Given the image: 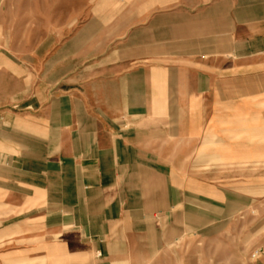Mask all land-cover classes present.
<instances>
[{"label": "crops", "instance_id": "obj_1", "mask_svg": "<svg viewBox=\"0 0 264 264\" xmlns=\"http://www.w3.org/2000/svg\"><path fill=\"white\" fill-rule=\"evenodd\" d=\"M171 5L91 7L47 60L44 87L12 74L0 97V264H148L180 233L183 196L210 194L182 184L183 164L191 178L201 157L248 165L260 191L264 0ZM87 51L94 61L70 88L64 69Z\"/></svg>", "mask_w": 264, "mask_h": 264}, {"label": "rangeland", "instance_id": "obj_2", "mask_svg": "<svg viewBox=\"0 0 264 264\" xmlns=\"http://www.w3.org/2000/svg\"><path fill=\"white\" fill-rule=\"evenodd\" d=\"M128 1L131 0H0V60L6 65L0 71V97L13 91L12 74L21 77L23 87L38 83L44 87L45 78L51 76L48 72H52L47 60L83 24L87 10L95 6L117 14L126 10ZM165 1L168 7L164 10L173 9V0ZM93 61L94 55L87 51L67 63L64 70L69 71L70 88L76 89L84 78L83 69ZM89 70L85 75H92ZM201 158L191 178L189 163L183 164L187 176L182 178V184L189 189V182H196L198 193L210 194H199L198 198L183 196L182 210L176 212V218L182 221L180 233L174 238L168 231L167 242H159V251L151 253L156 257L147 263L264 264V162L261 189L255 193L253 173L251 178H247L248 173H241L248 170V165L243 168L240 164ZM237 186L245 188L239 190ZM229 190L239 191L240 195L226 194L225 202L223 193ZM211 198L213 202L209 201ZM233 206L242 208L232 210Z\"/></svg>", "mask_w": 264, "mask_h": 264}]
</instances>
